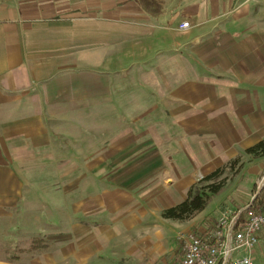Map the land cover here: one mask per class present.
<instances>
[{
  "label": "crops",
  "instance_id": "1",
  "mask_svg": "<svg viewBox=\"0 0 264 264\" xmlns=\"http://www.w3.org/2000/svg\"><path fill=\"white\" fill-rule=\"evenodd\" d=\"M263 17L264 0H0V213L21 195L23 176L17 166L30 164L29 149L49 147L51 132L70 134L65 128L69 123L74 132L85 134L70 137V145L76 148L80 140L86 150L100 147L103 155L95 163L124 166L119 185L135 188L148 181L141 196L105 195L111 208L106 213V206L101 209L103 226L91 237L93 254L86 263L122 262L116 255L119 246L133 260L143 252L152 259L165 256L171 251L165 235L194 223L162 216L164 209L188 197L191 164L202 159L193 168L212 170L221 157L246 152L264 139V27L252 23ZM183 22H188L186 29L179 27ZM222 29L228 45L216 39ZM79 75L85 76L90 99L112 86L117 102L121 80L137 77L139 93L148 89V94L133 100L148 101L149 107L111 110L106 93L101 110L81 113L75 105ZM62 86L75 106L51 113L47 93L62 97ZM159 105L176 122L158 121ZM210 115L214 125L206 120ZM83 116L85 124L79 126ZM127 116L149 117V122L121 123ZM189 116H202V123ZM94 117H101V124ZM228 117L226 124L223 118ZM199 129L205 135L203 151L190 146L191 134ZM127 131L132 134L126 136ZM146 132L150 136L143 141ZM222 140L229 145L221 148ZM202 219L198 234L205 225ZM120 227L129 231L128 237H118ZM138 228L145 237L136 241ZM258 239H264V228ZM106 242L110 253L102 255L100 245ZM180 257L182 251L170 258L171 264H179Z\"/></svg>",
  "mask_w": 264,
  "mask_h": 264
},
{
  "label": "rangeland",
  "instance_id": "2",
  "mask_svg": "<svg viewBox=\"0 0 264 264\" xmlns=\"http://www.w3.org/2000/svg\"><path fill=\"white\" fill-rule=\"evenodd\" d=\"M257 13H259V10L254 8V15L256 16ZM229 22L230 20L223 21L222 24L227 25ZM252 23L255 28L264 27V17L262 20L255 19ZM222 30L216 39L218 44L228 45L229 38L224 35L227 30ZM82 77L85 76L79 75V78H77L78 99L75 104L81 113L85 112L86 108L94 109V111L101 110L102 105L105 103V101H102V94L105 95L106 93L110 95L108 108L111 110L125 108L130 112L132 109L149 107L148 101L133 100L134 97L138 98L144 93L148 94V89L139 93L138 87L134 85L137 77L130 75L125 79V82L121 80L123 87L118 86V93L122 97L119 102L114 100L115 96L113 98L112 86L105 88L104 92L100 90L90 99L84 92L85 81ZM56 89V86L53 87V91ZM66 89V87H63L62 97L48 91V109L51 113L67 111L70 106L71 108L75 106L73 101L66 96ZM158 110V121L164 122V124H171L172 120L176 122L173 116L170 117L171 115L163 110L162 106L159 105ZM66 113L62 112V114ZM189 117L190 119L194 118L199 124L202 123V116ZM85 120L84 116L78 118V125L85 124ZM96 120L101 124V117H94V121ZM117 120V117H111L112 123L117 124ZM138 120H141L144 126L148 124L149 117L127 116V118H123V122L121 118V123L128 125L129 122H137ZM206 120L209 125H214V117L211 115L207 116ZM223 121L229 124L230 118H223ZM48 128L51 129L52 124ZM65 128L70 134L51 132L49 147L30 148V157L27 158L30 164L17 166L23 176L22 191L15 201V205L7 208L5 213H0V264H87V256L90 255L91 258V254H93L91 251L93 243L91 237L95 230L103 226L101 218L104 213L101 212V209L106 206V213L107 208H111L110 204L112 202L108 198L105 199V195L113 194L114 196L116 193L135 192L141 196L142 190L145 189L144 184L148 183V181H141L138 182L135 188H125L124 184L122 187V185H119L122 183L117 182V180L124 178L125 172L121 171L124 166L95 163L96 157L103 155L102 148L86 150L84 141L80 140L77 141L75 148L70 145L71 143L69 144L68 139L75 136L84 137L85 134L74 132L73 129H70L69 123ZM131 134V131L126 132V136ZM149 136L148 132L142 133V140H148ZM62 137H65V139ZM190 138L191 149L195 148L198 149L197 151H203L205 145L203 142L205 138L204 131L199 129L196 133L191 134ZM199 139L202 142L199 143ZM221 144V148L224 147L223 145H229L226 140H222ZM221 159L222 162L220 161V164L215 163L212 170H208L204 165L193 168L202 159H198L191 164V171H193L191 178L192 190L194 188H204L208 184L214 183L221 188V191L211 197L204 211L187 219L188 222H194L188 229H178L179 231L175 234L165 235V246L166 248L171 247L169 253L165 256L159 254L157 257L155 255L154 259L148 253H136L135 255H142L139 258L135 257V260H133V258L126 256L128 255L125 251L127 248L119 246L115 248L119 249L116 255L122 259V262H118L120 259H117L115 264H171L170 258L181 254L182 246L179 235L182 232L186 230L195 233V229L199 228L197 222L203 218L205 225L199 229V234L201 237H207L216 227L217 219L221 214L233 216L238 208L241 210L246 207L245 204L248 200L250 202L252 198L259 196V192L264 186V184L260 186L264 181V155L254 156L238 150L237 154L227 155L221 157ZM214 170H218L217 175L211 180H204ZM106 222L112 226L111 219H106L105 224H107ZM173 222L175 223L176 220L174 219ZM141 223L139 222L138 225ZM154 224L156 223L154 222ZM116 225L115 222L114 226ZM169 226L170 224L166 223V230ZM159 228L161 227L159 226ZM122 229L123 227H120V231L117 232L118 237H128L129 231L123 233ZM203 231L205 233L202 234ZM144 232L143 228H138L133 233L135 234L133 235L134 239L138 241L144 238ZM96 237H101V234L96 235ZM110 246V242L101 244L99 251L102 255H108ZM252 256L254 264H264V239L258 242ZM105 259L103 260L105 261ZM179 264H181V257Z\"/></svg>",
  "mask_w": 264,
  "mask_h": 264
},
{
  "label": "built area",
  "instance_id": "3",
  "mask_svg": "<svg viewBox=\"0 0 264 264\" xmlns=\"http://www.w3.org/2000/svg\"><path fill=\"white\" fill-rule=\"evenodd\" d=\"M179 27L186 29L188 22L180 23ZM239 213L221 214L207 237L182 232L179 235L181 264H254L252 254L259 242L258 234L264 228V203L244 220H238Z\"/></svg>",
  "mask_w": 264,
  "mask_h": 264
},
{
  "label": "trees",
  "instance_id": "4",
  "mask_svg": "<svg viewBox=\"0 0 264 264\" xmlns=\"http://www.w3.org/2000/svg\"><path fill=\"white\" fill-rule=\"evenodd\" d=\"M247 153L253 154L254 156L264 155V139L255 144L254 146L246 150ZM218 173V170H214L208 174L205 178L207 180L213 179ZM221 188L214 183L208 184L204 188H190L188 197L180 202L179 204L164 209L162 211V216L164 218L176 219L179 221L187 220L192 218L199 212H201L207 204L210 202L211 197L220 193ZM264 199V186L259 192V196H256L252 203L245 210L239 213L238 220H244L249 212L258 211L261 207L262 201ZM249 200L246 202L245 206L249 204ZM240 210L238 208L235 214ZM196 233V232H195ZM200 236V234L196 233Z\"/></svg>",
  "mask_w": 264,
  "mask_h": 264
},
{
  "label": "water",
  "instance_id": "5",
  "mask_svg": "<svg viewBox=\"0 0 264 264\" xmlns=\"http://www.w3.org/2000/svg\"><path fill=\"white\" fill-rule=\"evenodd\" d=\"M263 184H264V181L260 184V186H262ZM254 198H252V200L250 201V203L246 207H244L241 210H239V212H242L244 209H246L247 207H249V205L252 203V201H253Z\"/></svg>",
  "mask_w": 264,
  "mask_h": 264
}]
</instances>
